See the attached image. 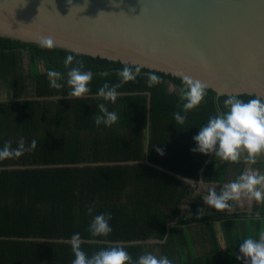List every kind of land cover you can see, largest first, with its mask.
<instances>
[{
  "label": "trees",
  "instance_id": "1",
  "mask_svg": "<svg viewBox=\"0 0 264 264\" xmlns=\"http://www.w3.org/2000/svg\"><path fill=\"white\" fill-rule=\"evenodd\" d=\"M24 54L30 62L27 70ZM68 55L75 60L65 67ZM77 62L94 73L91 92L69 99L67 73ZM125 65L135 70L122 62L0 37V84L11 95L0 101V149L5 141L12 148L21 138L26 145L37 141L35 150L0 161V264H72L75 233L89 256L122 245L133 260L151 253L173 264H207L195 250L198 224L222 215L197 219L205 203L192 181L200 182L203 175L205 183H222L229 165L217 169V160L208 163L212 154L193 152V138L210 117L226 111L228 96L218 98L207 89L204 101L177 125L173 113L184 114L182 79L141 68L135 81L117 89L115 103L98 98L104 83L121 82L117 73ZM50 70L62 74L63 88L50 87ZM105 72L107 76L101 75ZM149 73L160 77L151 88ZM255 97L238 96L245 102ZM101 103L118 115L111 127L94 123ZM106 163L111 165H93ZM189 201L194 202L192 219L182 216ZM101 213L112 215L113 231L107 237L88 231Z\"/></svg>",
  "mask_w": 264,
  "mask_h": 264
},
{
  "label": "water",
  "instance_id": "2",
  "mask_svg": "<svg viewBox=\"0 0 264 264\" xmlns=\"http://www.w3.org/2000/svg\"><path fill=\"white\" fill-rule=\"evenodd\" d=\"M47 36L55 49L189 75L218 98L264 97V0H0V37Z\"/></svg>",
  "mask_w": 264,
  "mask_h": 264
},
{
  "label": "clouds",
  "instance_id": "3",
  "mask_svg": "<svg viewBox=\"0 0 264 264\" xmlns=\"http://www.w3.org/2000/svg\"><path fill=\"white\" fill-rule=\"evenodd\" d=\"M42 48L53 49L56 42L53 37L47 36L40 39ZM75 57L68 55L64 61L65 67L73 64ZM76 67H71L67 73V84L70 86L68 98H82L91 92L89 84L91 83L94 73L83 70V63L77 62ZM141 72L140 66L133 67L125 65L122 70L118 71L121 82L115 85L104 83L98 89L97 97L105 101L115 103L118 93L117 89L123 84L135 81ZM101 75L107 76L108 73ZM50 87L61 89L64 87L59 81L62 74L56 70H50L47 73ZM182 79V96L184 101L182 108L184 114L180 112L173 113V118L177 125H183L187 119V113L197 108L207 95L208 86L189 75H183ZM160 83V77L149 73L147 79L148 87H153ZM99 113L94 116V123L97 127L104 125L111 127L118 121L116 112L109 111L104 103L98 105ZM226 111L217 112L215 116L209 118L205 126L200 127L198 135L193 139L197 147L193 152L214 154L215 157L223 161L239 162L241 156L246 154L248 162L255 164L257 157L264 155V97L257 96L247 102L238 98L236 95H230L224 101ZM37 148V141L33 139L30 145L21 138L16 148H12L10 141H5L4 146L0 149V161L12 158H19L25 152H31ZM161 155L163 151L157 149ZM247 199L249 202L255 200L264 204V174L255 170H245L234 181L223 186L222 190L217 193L215 188H210L208 194L203 196L206 205L217 211H227L229 215L235 209L236 203ZM91 214L92 208L88 209ZM205 214L204 209L199 210V219ZM260 218V213H256ZM112 219L111 213H101L95 215L89 225L88 231L92 236H109L113 229L110 225ZM72 251L75 259L72 264H173V261L166 256L157 257L151 253L141 254L138 259L133 260L131 254L122 245L112 246L101 249L91 256L82 250V238L79 233L71 236L70 240ZM239 255L237 260L243 264H264V232L259 234V238H246L239 244Z\"/></svg>",
  "mask_w": 264,
  "mask_h": 264
},
{
  "label": "crops",
  "instance_id": "4",
  "mask_svg": "<svg viewBox=\"0 0 264 264\" xmlns=\"http://www.w3.org/2000/svg\"><path fill=\"white\" fill-rule=\"evenodd\" d=\"M148 134L150 135V133ZM214 159L218 162L217 169L218 166L229 165L228 176L222 183H205L203 175L200 182L192 181V184L199 186L198 194L202 198L208 194L210 188H215L217 193H219L225 184L234 181L245 170H255L264 174V155L257 157L255 164L247 161L246 154L241 156L239 162L223 161L212 154L208 163ZM193 205V201L187 202L183 207L182 216H186L188 219L194 218ZM257 212L260 213V218L256 217ZM205 215H222V217L212 222L198 224L199 232L195 238V245L199 243L200 239L204 242L208 239H213V246H208L207 252H197V255L204 257L207 264H243L242 261L236 259V256L240 254L239 244L249 237L258 239L259 234L264 232V204H260L255 200L249 202L244 199L236 203L231 215L227 211L220 212L205 204ZM202 248H204V245L198 251Z\"/></svg>",
  "mask_w": 264,
  "mask_h": 264
},
{
  "label": "rangeland",
  "instance_id": "5",
  "mask_svg": "<svg viewBox=\"0 0 264 264\" xmlns=\"http://www.w3.org/2000/svg\"><path fill=\"white\" fill-rule=\"evenodd\" d=\"M23 58H24L25 68L27 70L28 68H30L29 57L27 56V54H24ZM40 68L42 71L46 70L45 66L40 65ZM0 88H1L0 89V101L8 100L11 97V95H8L7 87L0 84ZM198 242L199 243L197 245H195V250L197 252H202V253L207 252L208 246H211V247L213 246V239H208L206 242H204V241H202V239H200ZM202 245H204V248H202L200 251H198Z\"/></svg>",
  "mask_w": 264,
  "mask_h": 264
}]
</instances>
